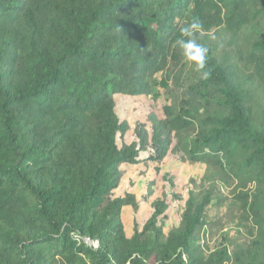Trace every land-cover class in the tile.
Here are the masks:
<instances>
[{"label":"trees","instance_id":"obj_1","mask_svg":"<svg viewBox=\"0 0 264 264\" xmlns=\"http://www.w3.org/2000/svg\"><path fill=\"white\" fill-rule=\"evenodd\" d=\"M193 18L207 78L174 43ZM115 95L170 101L149 141L118 147ZM173 135L237 183L244 245L194 242L211 190L175 230L157 201L126 236L122 168L162 161ZM0 264H264V0H0Z\"/></svg>","mask_w":264,"mask_h":264},{"label":"rangeland","instance_id":"obj_2","mask_svg":"<svg viewBox=\"0 0 264 264\" xmlns=\"http://www.w3.org/2000/svg\"><path fill=\"white\" fill-rule=\"evenodd\" d=\"M217 46L223 44L217 41ZM172 68V67H171ZM178 68H175L177 75ZM183 85V81H181ZM186 85V83H185ZM172 89L176 90L173 84ZM163 93V91H161ZM168 94V93H167ZM177 94V93H176ZM166 96V94H165ZM115 113L119 121L127 127L123 136L117 137L119 148L140 142L139 135L147 133L152 138V120L164 119L163 107L168 105L165 97L153 100L149 97L113 96ZM173 145L160 162H147L135 166H123L124 176L118 193L133 196L138 208L125 206L120 211V219L126 236L130 237L136 227L141 230L153 213V204L163 201L166 205L162 227L164 234L175 230L190 192L206 194L209 190L215 196L205 211L204 222L195 235L199 250L207 253L227 246L233 250L246 243L248 229L244 216L233 205L237 183L224 174L217 175L214 169L202 164H192L183 160L182 153L174 151L182 141V136L173 135ZM147 153L142 152L141 156Z\"/></svg>","mask_w":264,"mask_h":264},{"label":"clouds","instance_id":"obj_3","mask_svg":"<svg viewBox=\"0 0 264 264\" xmlns=\"http://www.w3.org/2000/svg\"><path fill=\"white\" fill-rule=\"evenodd\" d=\"M203 23L199 18H193L190 23L180 29V38L175 40V45L181 50L185 60L194 65L197 71H200L204 78H207L209 72L207 65V47L197 42L196 33L201 31Z\"/></svg>","mask_w":264,"mask_h":264}]
</instances>
